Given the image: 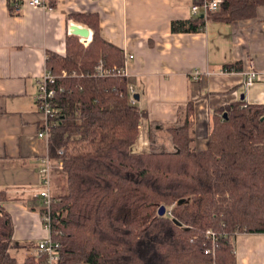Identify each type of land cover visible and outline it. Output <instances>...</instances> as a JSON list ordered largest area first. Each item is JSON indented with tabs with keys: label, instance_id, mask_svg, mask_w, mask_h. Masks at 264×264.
Masks as SVG:
<instances>
[{
	"label": "trees",
	"instance_id": "16d2710c",
	"mask_svg": "<svg viewBox=\"0 0 264 264\" xmlns=\"http://www.w3.org/2000/svg\"><path fill=\"white\" fill-rule=\"evenodd\" d=\"M261 5L222 0L205 17L173 20L172 31L254 17ZM73 17L92 27L89 43L68 36L65 53L46 60L58 76L53 103L60 109L50 150H64L65 192L54 196L51 228L61 263L236 264L237 234L264 233V104L241 99L216 110L208 144L198 150L190 102L181 122L166 127L172 149L137 152L147 111L131 100L127 77L93 75L101 59L124 64V52L101 36L96 15ZM65 69L69 75L61 76ZM7 199L0 190V264H48L46 254L24 261L11 254L28 244L14 242ZM163 204L171 214L158 213ZM208 229L219 234L215 256L205 253Z\"/></svg>",
	"mask_w": 264,
	"mask_h": 264
},
{
	"label": "crops",
	"instance_id": "0c3cea01",
	"mask_svg": "<svg viewBox=\"0 0 264 264\" xmlns=\"http://www.w3.org/2000/svg\"><path fill=\"white\" fill-rule=\"evenodd\" d=\"M194 2L54 0L53 9L25 5L21 14H13L7 1L0 0V190L8 194L3 207L13 220L14 242L28 244L24 260L37 255L36 244L47 234L43 200L32 193L44 186L38 168L47 153L45 138L38 136L44 120L38 83L48 70V53H65L73 23L88 27L90 36L94 32L74 15H96L101 36L125 57L133 55L126 64L127 78L135 89L134 102L147 111L137 152L172 149L166 127L181 122V108L190 102L193 146L198 150L208 144L216 110L241 99L264 104V5L254 17L207 19L204 30L173 32V20L192 17ZM251 63L260 77L246 87ZM228 64L237 68L228 70ZM57 173L62 191L65 178L62 170ZM57 177L54 196L63 193H55ZM235 246L236 264H264V233H239Z\"/></svg>",
	"mask_w": 264,
	"mask_h": 264
},
{
	"label": "built area",
	"instance_id": "2783aa9c",
	"mask_svg": "<svg viewBox=\"0 0 264 264\" xmlns=\"http://www.w3.org/2000/svg\"><path fill=\"white\" fill-rule=\"evenodd\" d=\"M10 6L11 12L13 14H21L24 10L25 5H29L35 8L42 9H53L54 0H6ZM222 0H204L203 3L199 0H195L194 4L191 6V15L197 16L200 13H207L208 10H214L218 8ZM81 42L88 44L91 36L89 38L79 37ZM133 58V55L125 57L124 64L118 65H108L101 59L95 68L93 75L99 78L107 77H127V61ZM69 72L65 69L63 70L61 76H67ZM72 75H76L73 72ZM260 74L254 68L251 63L250 70L246 71L245 74V85L246 87L252 86L257 79H259ZM58 76L53 74L49 69L44 73L42 78L38 83V108L43 114L44 120L41 129L38 132V136L45 138L47 142V153L41 159L38 171L42 174V183L44 186L41 188L38 196L43 200L44 209L41 211V218L43 226L45 227L47 234L44 238L37 242V257L42 254L47 255L48 264H62L61 256L59 252L60 242L56 241L52 236V202L54 200L53 194H51V181L54 172L57 170H62L64 166L62 148L57 149V155L53 156L50 150L51 141V130L52 126L56 124V117L60 113V109L57 105L53 103V98L56 93V89L52 86L55 83ZM194 78L198 79V72L194 74ZM131 100L135 101V89L133 86L129 85ZM168 214H171L170 210H166ZM207 241L205 247V253L215 256V250L217 245V240L219 234L212 229L206 231ZM84 264V263H83Z\"/></svg>",
	"mask_w": 264,
	"mask_h": 264
},
{
	"label": "rangeland",
	"instance_id": "374dc122",
	"mask_svg": "<svg viewBox=\"0 0 264 264\" xmlns=\"http://www.w3.org/2000/svg\"><path fill=\"white\" fill-rule=\"evenodd\" d=\"M58 171L56 170L55 172H54V177L52 176V181H51V194H54V191H53V189H52V186H53V179L54 178H56L57 176H58V173H57ZM62 179L64 180V178L62 177ZM60 180H61V177H60ZM60 180H59V178L57 177V179L56 180H54V189H55V193L58 191V193L59 192H65V186H64V189L62 190V191H60V188H59V183H60ZM34 192H32L33 193V195L35 196V195H37V194H39L40 193V191H41V188L40 187H38V188H35L34 190H33ZM54 196V195H53ZM41 202V201H40ZM26 247L24 246V247H13V248H11V254L14 256V257H16V259L18 260V261H23L24 260V255H25V253H26V249H25ZM80 264H83V263H80ZM85 264V263H84Z\"/></svg>",
	"mask_w": 264,
	"mask_h": 264
},
{
	"label": "water",
	"instance_id": "95a60500",
	"mask_svg": "<svg viewBox=\"0 0 264 264\" xmlns=\"http://www.w3.org/2000/svg\"><path fill=\"white\" fill-rule=\"evenodd\" d=\"M205 16H206L205 13H200V17H205ZM71 32H72V34H74L77 37L89 38V36H90L89 28L86 26H82L80 24H77V23H73ZM136 97H138V96L136 95ZM241 98H245L244 93H242ZM225 115L227 116V113H225ZM181 202H182V200H181ZM166 210H167V207L163 204L159 207L158 213L160 215H164L166 213Z\"/></svg>",
	"mask_w": 264,
	"mask_h": 264
}]
</instances>
